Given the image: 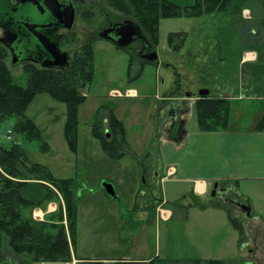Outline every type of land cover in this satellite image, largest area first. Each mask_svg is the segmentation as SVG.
<instances>
[{
    "label": "rangeland",
    "instance_id": "rangeland-1",
    "mask_svg": "<svg viewBox=\"0 0 264 264\" xmlns=\"http://www.w3.org/2000/svg\"><path fill=\"white\" fill-rule=\"evenodd\" d=\"M169 1L184 10L200 0ZM91 11L94 15L87 21L83 15ZM126 21L130 19L116 13L105 0H91L84 7L77 6L72 38L67 40L64 48L75 49L77 55L81 46L91 43L94 77L84 90L86 102L78 108L75 151L66 135L68 108L47 94L38 95L26 111L38 127L40 139L27 141L25 135L15 131L17 118L11 117L0 127V145L5 148L21 146L32 162L46 166L54 177L76 182L74 197L78 210L72 250L78 257L103 263L105 261L100 259H107L111 263L152 253L153 257L160 255L167 260L189 264L196 259L261 264L260 261H264V237L256 239V236L258 230L264 234V204L260 202L264 192L259 196L256 188L249 187V193L237 200V204H251L253 213L248 218L237 211L235 205L222 204L220 189L214 195L213 189L207 197L197 199L191 185L176 183L173 178L154 185L153 174H149L150 170L163 167L160 152L166 144V132L170 130L167 117L170 110H175L171 97L184 98L190 93L199 94L201 90H210L215 95L217 87L225 85L226 80L234 89L240 77L244 26L235 23L229 13L201 18L184 15L162 18L155 61L145 63L141 56L145 46L143 40L138 39L126 50H120L113 42L100 37L107 27ZM172 33L185 34L184 46L179 51L169 47ZM0 54L8 59L13 82L25 86L24 64H13L3 48H0ZM142 63L143 71L139 74ZM128 89H135L138 97H130ZM191 102L190 99L182 100V112L187 109L190 113L193 106L196 108V103ZM239 102H232L233 118L243 114L247 125L252 127L264 115V99L244 103V110ZM102 107L112 109L123 123L128 145L140 162L131 156L112 160L104 154L92 134ZM8 131L12 132L11 141L6 138ZM45 144L48 149L43 147ZM144 185L157 199L163 196L168 201L165 207L174 211V218L165 222L157 220L150 212L146 211L148 214L145 215L137 211L133 212L130 232L123 228L117 234H110L109 228L116 229V223L114 219L109 223L106 213L109 202L121 208L123 217L120 215V218L127 221L131 218L128 212L133 210ZM109 188L114 195L110 194ZM214 206H221V210L202 213L203 207L211 209ZM187 216L188 220L185 219ZM230 217L238 220L236 225ZM254 246H259L254 250L255 259L249 258L248 252Z\"/></svg>",
    "mask_w": 264,
    "mask_h": 264
},
{
    "label": "trees",
    "instance_id": "trees-1",
    "mask_svg": "<svg viewBox=\"0 0 264 264\" xmlns=\"http://www.w3.org/2000/svg\"><path fill=\"white\" fill-rule=\"evenodd\" d=\"M105 1L116 13L129 18L140 27L154 51L159 42V23L162 18H178L182 15L187 18H201L221 13L231 14L235 23L244 26L243 42L248 45V49L258 53V62L244 69V75L247 77L244 83L255 94L264 93V0H200L184 10L169 0ZM73 2L78 7H84L90 4L91 0ZM245 9L254 14L252 20L246 21L242 18ZM93 15L91 11L85 13L83 18L88 21ZM184 43V33L170 34L168 44L174 51H179ZM78 51L80 53L71 59L69 68L65 70L43 69L38 65L24 64L27 74L25 86L13 82L8 59L0 54V127L9 118L16 117L15 131L18 134L25 135L27 141L40 139L39 129L26 115V111L38 95L47 94L68 108L66 135L75 151L78 108L86 102L84 90L92 83L94 77L91 43L84 44ZM149 62L151 61L145 60V63ZM132 67L131 61L130 71ZM142 71L143 63L139 74ZM196 111L203 131L228 128L229 100L200 97L196 102ZM97 116L92 134L99 141L104 154L112 160L131 156L140 162L138 156L130 149L124 125L113 110L102 107ZM263 129L264 117L258 125V130ZM43 147L48 149L46 144ZM75 189L74 180L54 177L46 166L32 162L21 146L5 148L0 145V264L73 262L72 243L76 234L78 210L74 197ZM54 200L60 202L58 211L49 214L42 221L32 218L33 209L41 208ZM162 204V199H157L153 191L144 185L136 198L134 212H154ZM78 264L104 263L80 259ZM114 264L189 263L156 256L148 262L116 260ZM190 264L229 263L225 260L196 259Z\"/></svg>",
    "mask_w": 264,
    "mask_h": 264
},
{
    "label": "crops",
    "instance_id": "crops-1",
    "mask_svg": "<svg viewBox=\"0 0 264 264\" xmlns=\"http://www.w3.org/2000/svg\"><path fill=\"white\" fill-rule=\"evenodd\" d=\"M242 16L244 20L250 21L253 19L254 14L251 10L245 9ZM247 46L248 45L245 43L242 44V55L239 62L240 77L234 89L228 85L226 80L225 85L217 87L218 90H216L217 93L215 95H212L211 91L208 90V97L210 98H225L229 100L230 118L228 128L226 130L203 131L199 125L196 108L193 106L192 109H190V113L187 109H184L182 112L180 108L182 100L190 99L192 101L191 103H196L201 96L196 93H190L184 98L179 95H174V97H171V100L175 104V110H170L167 117L170 130L166 132V144L160 152L163 167L161 166V170L155 169L149 171V174H153V180L156 183L173 178L176 183L191 185L193 195L197 199L205 198L211 194V191L215 189L214 184L216 183V185H218L217 189L221 190V194L223 191L227 190V194H230V197L233 199L232 201L224 202L222 196V204H233L236 210L240 212L242 208L239 206L240 204H237V200L242 195L249 193V187L256 188L259 196L264 192V129L258 130V125L264 115L258 122L256 121L252 127L247 125V121L243 118V114L239 115V118L237 117L236 119L232 116V102L240 101L239 103L241 104H239V106L244 110V103L252 104L257 100L264 99V93L255 94L250 91L247 84L244 83L247 78L246 75H244L245 67L255 65L258 62V53L248 49ZM128 93H130V97L133 98L137 95L135 89H128ZM184 114H186L185 117L183 116ZM255 114L256 119H258L259 116L257 113ZM99 197L107 199L103 194H99ZM162 199L163 204L149 214L154 215L157 220L160 219L169 222L174 218L175 214L174 211L165 207L168 205V201L163 196ZM260 202L263 205L264 198H262ZM248 205L249 206H246L250 209L251 215V213H253V208L250 203H248ZM59 206L60 202H50L45 207L35 208L31 212L32 218L42 221L48 214L58 211ZM203 208L202 213H208L209 211V213H213L221 210V206H214L211 209L207 207ZM133 212L134 207L131 212H128L131 218L125 221L120 218V215L123 217L121 208L116 206L113 202H109V207L106 209V213L109 216V223H111L113 219L116 223V229L112 230L109 228V233L117 234L121 232L123 228L124 231L130 232L129 225L132 224ZM249 216L247 217L249 218ZM185 219L188 220V216L185 217ZM230 219L233 223L238 221L235 217H230ZM105 223H108V220H106ZM236 224L237 223L234 225ZM126 227L127 230H125ZM258 231L259 233L256 239L264 237V234L260 230ZM257 247L259 248V246H254L248 251L249 258H257V256L254 255V250ZM73 253V262L65 264H78V260L80 259L90 260L78 257L75 251ZM153 258L155 257L150 253L148 255L139 254L137 257H126L117 260L148 262ZM91 260L95 261L93 259ZM100 260L105 261L104 264H114L116 262V260H113L114 262L112 261L111 263L107 259ZM260 263L264 264V261H260Z\"/></svg>",
    "mask_w": 264,
    "mask_h": 264
},
{
    "label": "water",
    "instance_id": "water-1",
    "mask_svg": "<svg viewBox=\"0 0 264 264\" xmlns=\"http://www.w3.org/2000/svg\"><path fill=\"white\" fill-rule=\"evenodd\" d=\"M22 5L31 4L34 7H38L39 9L41 6L39 5L38 0H19ZM6 6L7 0H0V18L7 17L6 15ZM50 12L53 10L48 8ZM53 17L56 18L59 25L65 30H71L73 28V21L75 16V11L72 5L66 6V8H62V10L56 12L53 11ZM35 20H32L33 22ZM23 26L27 29L29 35H31V39L26 40L23 43L22 39H19V36L13 32H7L6 35L8 36V44H17L18 48L14 51L12 50V63L19 64L23 63V61H31L33 63H37L43 69H57V70H65L68 69L70 66V56L66 52H62L58 47L57 41L55 39H50L45 33L43 32L44 29H52V24H38V23H30L27 21L23 22ZM59 26L54 28V33L57 32ZM101 38L109 40L114 43V45L118 48H127L131 44H133L136 40L140 39L144 42L143 52H145L146 47L148 50L151 49V54L148 56H143V59L146 61H153L155 60V51L148 43L147 38L143 34L142 30L139 26H137L132 21H126L122 24L114 25L112 27L106 28L100 34ZM36 43H33V42ZM0 42H4V39H0ZM29 54V55H28ZM142 56V55H141ZM199 95L201 97H206L209 95L208 90H201ZM218 185H215V192L216 193ZM110 194L114 195V192L111 188H109ZM249 212V209H248Z\"/></svg>",
    "mask_w": 264,
    "mask_h": 264
},
{
    "label": "flooded vegetation",
    "instance_id": "flooded-vegetation-1",
    "mask_svg": "<svg viewBox=\"0 0 264 264\" xmlns=\"http://www.w3.org/2000/svg\"><path fill=\"white\" fill-rule=\"evenodd\" d=\"M39 5L41 8L34 7L31 4L22 5L19 0H7L8 6H6V15L7 17L0 18V39H4V42H0V48H3L8 52V55L10 57V60L12 59V50L14 51L18 48L17 44H8V36L6 33L9 31L10 33H16L19 36V39H22L23 43H25L26 40L31 39V35H29L27 29L23 26V22L27 21L30 23H38V24H52V29H44L43 32L45 35L50 37V39H55L57 41L58 47L62 52H66L70 56V61L72 59V56L76 54L77 51L75 49H65L64 45H66L67 40L69 38H72V29L71 30H65L63 29L62 25H59L58 21L55 17H53V11H60L62 8H66L69 4L73 6L75 11V16L77 15V6L73 2V0H38ZM48 8H51L53 11L50 12ZM32 20H35L31 22ZM56 33H54L53 29L58 27ZM109 28V27H107ZM145 52H142V56H148L151 54V49L148 50V47L144 48ZM16 52V51H15ZM29 55V54H28ZM23 64H34L38 65L37 63L29 62V61H23ZM223 201L229 202L233 199L227 194V190L223 191ZM246 216L250 215V209L247 206H244L242 204L239 205ZM249 209V212H248Z\"/></svg>",
    "mask_w": 264,
    "mask_h": 264
},
{
    "label": "built area",
    "instance_id": "built-area-1",
    "mask_svg": "<svg viewBox=\"0 0 264 264\" xmlns=\"http://www.w3.org/2000/svg\"><path fill=\"white\" fill-rule=\"evenodd\" d=\"M12 132L8 131V134L6 136L7 140L11 141L12 140V136H11Z\"/></svg>",
    "mask_w": 264,
    "mask_h": 264
}]
</instances>
